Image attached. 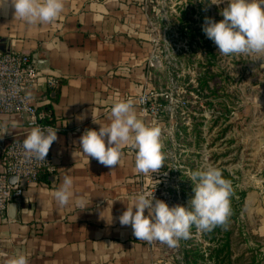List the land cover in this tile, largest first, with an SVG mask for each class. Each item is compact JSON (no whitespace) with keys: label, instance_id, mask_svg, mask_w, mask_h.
I'll list each match as a JSON object with an SVG mask.
<instances>
[{"label":"crops","instance_id":"1","mask_svg":"<svg viewBox=\"0 0 264 264\" xmlns=\"http://www.w3.org/2000/svg\"><path fill=\"white\" fill-rule=\"evenodd\" d=\"M64 5L56 20L38 25L15 17L11 8L0 13V51L26 54L39 72L59 76L57 88L40 84L33 100L50 108L63 129L51 147L52 173L41 174L37 184L21 182L24 192L12 218L7 210L0 216V264L21 254L29 264H145L146 241L118 219L143 193L135 151L122 146L121 163L112 169L87 158L79 146L86 130L111 123V108L120 101L132 100L137 118L156 126L137 103L148 90L145 14L138 0ZM28 134L22 118L0 115V171L8 141ZM66 174L75 195L60 206L53 193ZM80 198L86 209L76 206Z\"/></svg>","mask_w":264,"mask_h":264},{"label":"rangeland","instance_id":"2","mask_svg":"<svg viewBox=\"0 0 264 264\" xmlns=\"http://www.w3.org/2000/svg\"><path fill=\"white\" fill-rule=\"evenodd\" d=\"M145 14L148 90L156 96V126L162 129L164 167L140 174L139 187L169 207L188 206L191 173L213 166L245 192L240 219L245 252L264 264V60L222 57L202 31L205 17L223 19L215 0H138ZM145 264H211L200 232L174 247L147 242ZM188 246H197L196 263Z\"/></svg>","mask_w":264,"mask_h":264},{"label":"clouds","instance_id":"3","mask_svg":"<svg viewBox=\"0 0 264 264\" xmlns=\"http://www.w3.org/2000/svg\"><path fill=\"white\" fill-rule=\"evenodd\" d=\"M212 4L227 5L220 12L223 19L214 21L205 17L202 26L218 53L222 57L254 55L257 60H264V0H215ZM64 6V0H0V13L11 8L15 17L29 25H38L56 20ZM55 141L56 130L36 126L26 136L22 147L28 159L45 161ZM79 146L87 158H94L112 169L121 163L122 146H127L135 151V171L144 175L160 172L166 159L162 151V129L138 119L132 100L115 103L111 108V123L100 126L99 131L86 130L79 138ZM189 179L194 185V196L187 207H169L159 199L153 203L154 187L150 193L137 195L134 204L119 216V223L131 226L137 240L149 243L155 240L170 247L176 246L179 239L189 238L193 226L208 232L226 225L231 216V181L213 166L193 171ZM53 195L60 206H67L75 195L73 179L66 174ZM75 204L81 209L87 208L83 198L76 199ZM9 264H29L28 257L18 255Z\"/></svg>","mask_w":264,"mask_h":264},{"label":"built area","instance_id":"4","mask_svg":"<svg viewBox=\"0 0 264 264\" xmlns=\"http://www.w3.org/2000/svg\"><path fill=\"white\" fill-rule=\"evenodd\" d=\"M60 83L57 75L41 73L31 63L28 55L15 51H0V115L14 114L24 121L26 132L33 127L52 128L56 135L63 129L50 108L38 106L33 100L36 88L43 84L55 89ZM137 103L144 116L154 118L158 112L156 96L151 91L142 92ZM25 138H13L1 152L0 171V216L10 203L20 198L24 192L21 182L37 184L43 173H52L51 147L45 161L28 159L23 150ZM15 179L10 183V178Z\"/></svg>","mask_w":264,"mask_h":264},{"label":"trees","instance_id":"5","mask_svg":"<svg viewBox=\"0 0 264 264\" xmlns=\"http://www.w3.org/2000/svg\"><path fill=\"white\" fill-rule=\"evenodd\" d=\"M225 179L229 180V176L224 175ZM245 192L236 193V206H231V216L226 225L217 226L208 232H200V243L207 244L205 248L207 250V261L211 264H253V258L245 255V252H235L239 244L245 240V234L242 231V222L240 219L241 208L245 199ZM232 196L230 202H232ZM197 228L192 227L190 234H195ZM197 246H188V259L192 263L195 262V252Z\"/></svg>","mask_w":264,"mask_h":264},{"label":"water","instance_id":"6","mask_svg":"<svg viewBox=\"0 0 264 264\" xmlns=\"http://www.w3.org/2000/svg\"><path fill=\"white\" fill-rule=\"evenodd\" d=\"M10 183H14L15 179L12 177L9 179ZM19 199H16L13 203H10V205L7 207V214L8 217L12 218V214L14 212L15 209V203L18 202Z\"/></svg>","mask_w":264,"mask_h":264}]
</instances>
